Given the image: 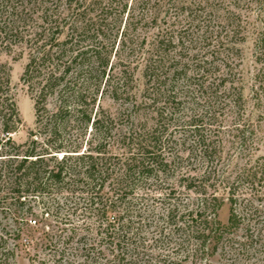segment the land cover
<instances>
[{"label":"trees","instance_id":"16d2710c","mask_svg":"<svg viewBox=\"0 0 264 264\" xmlns=\"http://www.w3.org/2000/svg\"><path fill=\"white\" fill-rule=\"evenodd\" d=\"M13 48L34 122L17 144L0 64V208L35 264L264 258V0H0Z\"/></svg>","mask_w":264,"mask_h":264},{"label":"rangeland","instance_id":"374dc122","mask_svg":"<svg viewBox=\"0 0 264 264\" xmlns=\"http://www.w3.org/2000/svg\"><path fill=\"white\" fill-rule=\"evenodd\" d=\"M27 57L25 54L19 56V50L13 48L11 52H0V64H4L9 68L10 85L14 94V100L18 108L19 116L21 119V125L16 133L12 135L13 140L17 144L23 143L27 138V133L33 127V104L29 95L27 94L25 87L20 83L19 78L26 64ZM259 69V65L255 62L253 41L249 39L245 45H243V62L241 66L242 73V94L247 100V105L250 107V90L253 85L254 75ZM140 79V74H137ZM104 107L109 106L110 110L114 112L117 106L112 105L109 101L103 103ZM257 207L264 206L262 201L253 200ZM12 209V208H11ZM228 218V205L225 204L218 213V219L222 224H226ZM261 224L253 223V229L260 228ZM17 224L14 215L11 210L6 208H0V239L1 249L5 247L14 253L13 259H9V264H35V256L43 257L46 255V251H41L39 248L33 249L31 246L24 245L27 233H23L21 238L17 237ZM244 230L239 231L237 235H242ZM255 233V232H254ZM246 234V233H245ZM39 236V233H35ZM253 249H258V246ZM3 251V250H2ZM47 257V256H45ZM211 264H230L224 258L215 256L211 259ZM238 264H264V258L260 256H252L244 259Z\"/></svg>","mask_w":264,"mask_h":264}]
</instances>
